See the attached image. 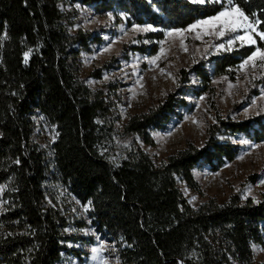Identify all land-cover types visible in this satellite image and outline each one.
Masks as SVG:
<instances>
[{"label": "trees", "instance_id": "16d2710c", "mask_svg": "<svg viewBox=\"0 0 264 264\" xmlns=\"http://www.w3.org/2000/svg\"><path fill=\"white\" fill-rule=\"evenodd\" d=\"M75 3L101 14L123 10L129 24L160 28L145 34L149 45L136 47L151 55L166 30L186 28L230 6L228 0H0V185L8 184L6 210L0 213V264H58L64 241L72 239L64 232L68 220L46 200L51 165L34 139L37 112L58 132L55 173L82 203L90 202L92 223L118 245L119 264H264L256 261L253 248L264 246V196L255 201L234 194L223 204L212 197L196 208L179 187L182 180L200 191L194 169L219 170L233 161L240 146L232 135L264 140V115L240 121L218 115L203 146L188 142L160 163L135 141L118 151L109 99L117 86L93 89L80 76L82 50L101 39L69 31L63 7ZM231 5L260 21L257 27L264 32V0ZM257 47L264 49L259 36L254 45L214 57L211 67L200 61L180 69L176 90L131 116L124 133L154 145L151 129L166 128L176 108L187 104L178 96L190 74L200 80L198 93L213 94V76L234 78V69Z\"/></svg>", "mask_w": 264, "mask_h": 264}, {"label": "rangeland", "instance_id": "374dc122", "mask_svg": "<svg viewBox=\"0 0 264 264\" xmlns=\"http://www.w3.org/2000/svg\"><path fill=\"white\" fill-rule=\"evenodd\" d=\"M207 1L209 0H205ZM233 6L236 5H230L226 9ZM63 9L68 14L66 22L72 34L82 30L101 39L98 43L91 42L88 50H82L80 76L93 89L108 91L107 85L117 86L109 94V99L112 101L116 122L118 151L135 141L156 163H160L169 154L184 148L188 142L203 146L208 126L218 115L237 121L264 115V66H261L264 61L257 59L256 67H253L251 62L244 64L248 59L246 58L234 69V78L228 75L213 76V94L204 91L198 93L196 89L201 85L200 80L195 74H190L182 86L184 92L178 96L184 98L187 104H180L176 108L166 128L151 129L154 145L144 143L137 134H125L124 127L131 116L157 106L168 93L176 90L180 69L191 68L200 61H205L211 67L214 57L239 46L249 45L238 39L230 43L235 37L248 32L256 41L259 36L257 33L261 31L254 23L256 31H226L223 36L217 35L218 28L209 30L207 26L201 25L182 35L175 34V30L189 29L191 25L207 20L210 18L208 17L199 19L186 28L166 30L157 53L151 55L149 51H141L136 47L149 45L150 41L145 34L160 28L150 23L129 24L128 14L123 10L101 14L93 6L82 3L65 4ZM249 18L253 22L257 21ZM169 32L173 35H168ZM29 56L30 51L28 58ZM97 70H100L99 77L94 75ZM33 119L34 139L51 165L49 179L45 182L46 200L68 220L69 224L64 232L72 237L64 241L66 250L62 252L58 264H119L118 245L109 235L98 231L92 223L90 202L82 203L55 173L53 144L58 135L56 126L39 112ZM221 137L224 138V134ZM231 139L240 146L233 161L227 162L219 170H212L208 166L194 169L200 191L193 190L185 181L179 180L181 191L194 207H200L212 197L223 204L234 194L243 200L253 198L259 201L263 198L264 140L256 141L241 133L232 135ZM7 188V183L0 185V213L6 210L3 197ZM82 221L87 225H80ZM77 236L80 238L76 239ZM90 237L94 242L87 244L86 239ZM253 248L256 261L264 262V246L253 244ZM76 251L80 254L77 255Z\"/></svg>", "mask_w": 264, "mask_h": 264}, {"label": "snow or ice", "instance_id": "6c2138e0", "mask_svg": "<svg viewBox=\"0 0 264 264\" xmlns=\"http://www.w3.org/2000/svg\"><path fill=\"white\" fill-rule=\"evenodd\" d=\"M193 2L204 3L205 0H193ZM209 2L218 3L221 2V0H209ZM228 3L231 5L232 0H228ZM254 23L259 24L260 21L258 20L255 22L251 21L249 16L246 15L242 9H240L238 6H233L230 9H225L219 12L218 15L210 17L207 20L198 21L197 24L191 25L189 29L175 30V34L182 35L183 32L191 31L195 29L198 25H201V26H207L209 30H215L218 28L219 31L217 32V35L223 36L226 31L237 32L238 30L241 29H251L252 31H256L254 27ZM152 30L155 31V29ZM257 34L259 35L261 40H264V32H259ZM168 35H173V33L169 32ZM235 39H238L240 41H245L252 45L256 43V41L252 38L251 34L248 32H245L244 35L235 37L234 40L230 41V43L235 42ZM105 51H107V49H105ZM257 59L264 61V50L258 47L255 49V51L252 52V54L248 57V59L245 60L244 64H248L251 62L252 66L256 67L255 61ZM24 60L25 63H27L28 53H25ZM241 67L243 68L244 65L242 64ZM93 251H99V249H93Z\"/></svg>", "mask_w": 264, "mask_h": 264}]
</instances>
